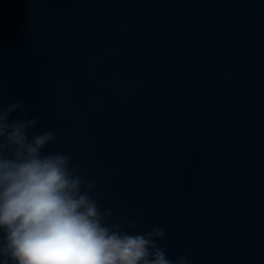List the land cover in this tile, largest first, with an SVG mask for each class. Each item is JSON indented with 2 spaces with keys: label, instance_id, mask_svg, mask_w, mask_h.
I'll return each instance as SVG.
<instances>
[{
  "label": "water",
  "instance_id": "water-1",
  "mask_svg": "<svg viewBox=\"0 0 264 264\" xmlns=\"http://www.w3.org/2000/svg\"><path fill=\"white\" fill-rule=\"evenodd\" d=\"M0 92L169 258L264 264V0H0Z\"/></svg>",
  "mask_w": 264,
  "mask_h": 264
},
{
  "label": "clouds",
  "instance_id": "clouds-1",
  "mask_svg": "<svg viewBox=\"0 0 264 264\" xmlns=\"http://www.w3.org/2000/svg\"><path fill=\"white\" fill-rule=\"evenodd\" d=\"M39 126L22 98L0 92V264H191L169 258L163 228L114 220L73 157L45 151L58 136Z\"/></svg>",
  "mask_w": 264,
  "mask_h": 264
}]
</instances>
